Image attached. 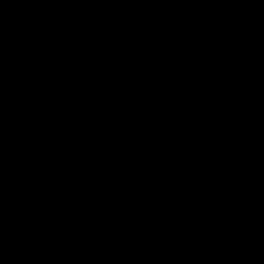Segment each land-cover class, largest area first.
Returning <instances> with one entry per match:
<instances>
[{"label": "water", "instance_id": "95a60500", "mask_svg": "<svg viewBox=\"0 0 264 264\" xmlns=\"http://www.w3.org/2000/svg\"><path fill=\"white\" fill-rule=\"evenodd\" d=\"M0 264H264V0H0Z\"/></svg>", "mask_w": 264, "mask_h": 264}]
</instances>
